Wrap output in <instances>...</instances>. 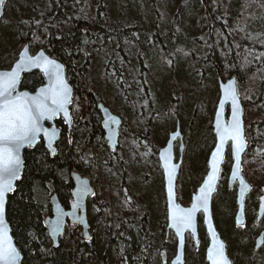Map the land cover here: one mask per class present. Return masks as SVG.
<instances>
[{
  "label": "trees",
  "instance_id": "1",
  "mask_svg": "<svg viewBox=\"0 0 264 264\" xmlns=\"http://www.w3.org/2000/svg\"><path fill=\"white\" fill-rule=\"evenodd\" d=\"M13 1L20 42L8 55L2 54L0 69H9L22 44L29 43L31 52L43 49L62 62L74 88L71 138L59 120L57 125L63 134L54 158L42 144L26 151L22 179L8 200L7 221L22 254V264H84L87 258L102 253L105 260L109 246L129 264L139 262V242L144 239L139 208L117 210L121 217L118 221V213L115 209L111 212L107 205L110 194L102 190L101 195V187L90 200L89 222L92 229L91 203H99L102 218L110 221L112 232L99 230L98 243L94 235L92 243L83 242L80 230L68 227L60 247L52 249L43 225L51 213L49 198L53 193L67 206L71 171L81 165L88 167L89 178L95 183L93 167L94 174H99L98 167L114 154L107 150L96 105L103 103L113 113L120 111L112 94L99 87L98 78L107 81L110 74L113 85L122 93L128 90L129 81L132 91L139 86L156 90L152 59L172 69L181 63L197 81L196 112L203 116L210 132L219 97L217 75L222 81L235 77L250 152L243 165L251 169L264 161V38L259 44L253 43L247 41L245 33V27L255 20L264 24V0H131L121 9L115 0ZM41 84L42 77L32 73L24 76L21 88L34 91ZM168 86L173 87L171 83ZM126 118L122 117L123 128H129ZM254 134L261 137L257 142ZM186 161L181 171L189 168L190 174ZM205 173L203 165L199 175L190 177L199 184ZM155 214L147 212L154 222ZM143 263L149 264L147 260Z\"/></svg>",
  "mask_w": 264,
  "mask_h": 264
},
{
  "label": "rangeland",
  "instance_id": "2",
  "mask_svg": "<svg viewBox=\"0 0 264 264\" xmlns=\"http://www.w3.org/2000/svg\"><path fill=\"white\" fill-rule=\"evenodd\" d=\"M115 1L119 9L129 2L132 3L131 0ZM140 4L138 2V5ZM15 9L14 1L6 0L4 17L0 23V58H2V54L8 55L20 42L18 29L14 23ZM142 26L145 29V24ZM245 33L247 34V41L259 44L264 38L263 22L255 20L253 24L245 27ZM162 63L161 60L152 59L151 68L154 71V77L157 78L156 90L153 87L139 86L137 88L133 87L134 90L132 91L129 87L131 86L129 81L128 90L122 93L113 85L110 74L107 75V81L98 78L99 87L107 91L108 94H112V101L117 103L120 113L114 114L121 118L122 123V117L126 118L127 116L126 120H128L129 128L121 126L119 148L98 167L99 174H94L93 171L92 174L94 178L97 177L103 183V187L100 186L101 195H103L102 190H118L117 186L124 185L125 190L122 191L125 192L121 195L122 201L120 203L127 206L129 202L134 200L136 202L135 209L139 208L137 211L139 216L144 212L152 213L156 211L155 204L160 200V190L157 193V186L155 185V181L158 180L153 178L157 166V153L165 145L169 133L174 131L177 122L180 124L183 136V157L190 164V174L188 173L189 168L185 169L186 171L180 170L177 180V197L181 205L186 206L189 204L191 195L199 185L194 182V178L192 179L190 175L192 174L195 177L201 173L214 145L212 130L209 132L205 128L203 116L196 112L195 96L199 88L197 81L184 68L183 64L178 63L177 68L172 69ZM169 83L173 87L168 86ZM262 109L264 110V105ZM260 138L258 134H254L256 142ZM261 139L264 141V135ZM178 146L179 144L176 143V153ZM259 167L261 169V179L264 180V161L261 162ZM79 173L89 178L91 171L88 167L81 165ZM133 175L136 176L135 179L132 178ZM146 175L150 176V187L147 186ZM124 176L127 178V185H125L126 182L122 183L125 180ZM132 184H136L135 187L138 188L136 192H128ZM226 202H224L216 218L219 222L222 239L227 245L229 258L235 264H264V247L258 252L254 250L255 236L252 235V231H255V225L250 223L243 230L233 229L229 224L231 212L228 210L229 205ZM120 203L117 202L118 205ZM96 215L97 211L94 206L91 211V217L94 220L92 229L106 227L107 221L102 218V215H97V217ZM155 226L153 222H148L147 230L150 235L147 236V240L154 241L159 238L157 229L159 227L156 228ZM262 227H264V224ZM257 232H259V229ZM204 240H206V237H204ZM165 252L166 249L163 248V262L167 257ZM189 253L193 263L197 264L199 261L195 257L196 255L193 254L191 249ZM103 255L102 253L100 256L87 258L84 264H101ZM107 261L108 264H115L116 262L115 259L112 260L110 257L109 259L107 257ZM154 263L156 264V262Z\"/></svg>",
  "mask_w": 264,
  "mask_h": 264
},
{
  "label": "water",
  "instance_id": "3",
  "mask_svg": "<svg viewBox=\"0 0 264 264\" xmlns=\"http://www.w3.org/2000/svg\"><path fill=\"white\" fill-rule=\"evenodd\" d=\"M6 0H2L0 3V23L4 17ZM22 57L26 59L39 60V64H25L18 71V79L12 90V95H24L29 97H37L44 92V90L53 87L56 84L57 70L51 69L49 65L43 63L44 60L52 61L54 65L58 66V74L63 82L67 85L70 90L69 103L65 105V111L67 112V117L65 116V111L57 112L55 116L51 119H44L40 122L42 131L37 135L36 140L32 144H24L19 149L20 157V168L18 179L13 181V190L11 192L5 193L4 197V225L7 228V236L11 239L12 246L16 249L18 253L16 264H22V254L15 244L12 236L11 227L7 221V205L9 197L15 192L17 185L20 183L24 170H25V160L24 154L28 150L35 149L40 143L43 144L45 151L48 153L50 158H54L57 155V144L61 139L62 131L57 125V121H61L70 134L73 127V120L71 114V106L74 98V88L69 83L67 79L66 68L62 62L57 58L49 55L45 50L40 49L35 53L31 52L29 43H25L17 54L16 60L13 62L9 69H0V74L11 72L16 68V65L21 63ZM46 69H49L46 71ZM32 73L39 74L43 79V84L37 87L34 91H29L21 88V83L24 76L30 75ZM218 81V92L219 97L216 104V108L213 115V121L211 125L212 134L214 137V146L210 151L208 156L206 167L207 171L204 175L201 183L195 189V192L191 195L190 204L188 206H183L178 202L177 197V180L180 174V170L183 164V136L181 134L180 124L177 122L173 132L169 133L168 139L165 145L159 149L157 153V160L159 167L162 171L163 181H164V191H165V201H166V215H167V231L172 230L176 237V252L171 260L170 264H184V254H185V242L186 235L191 236L194 245H198L199 235H198V217H202V225L208 240V246L205 251V262L206 264H211L208 259V252L216 243H222L224 245V256L228 261V264H232V261L227 254V245L221 238L218 232L213 214H212V200L216 193L218 183L220 180L221 169L225 161L226 153L228 147L230 148L232 164L228 176V187L231 188L234 184H237V194H236V204L237 213L235 217V226L242 227L245 224L244 218V205L245 198L249 192L251 186L245 181L242 175V162L244 154L248 149V144L245 136V126H244V107L241 99L238 95V82L235 77L223 82L219 75H217ZM234 87L236 92V99L239 105V119L242 128V135L244 139V147L238 153L235 150L234 142L228 135L227 129L232 120V104L230 100L225 101L223 106H221V101L225 99V90L229 87ZM51 104V101H48ZM96 109L99 113L101 119V127L103 131V137L106 142L107 148L111 152H115L119 147L120 139V128L122 125V120L120 117L116 116L112 111L107 108L103 103H98ZM219 125V127H218ZM44 130H47L48 136L44 135ZM53 130L55 131V136L52 135ZM223 137V139H222ZM51 143V147L49 144ZM178 146V158L176 160L175 155V145ZM219 147L220 152L217 154V173L216 178L212 182L211 191L208 192L207 198V210L203 207H199L192 217V226L185 227L180 234H177L176 228L172 226V220L170 219V203L173 207L182 208L188 210L192 207L194 203H197L196 197L200 196V189L204 186L205 181L209 174L212 172L211 162L212 154ZM169 172H171V180L169 179ZM235 173V175H233ZM71 179L73 183V189L71 191V202L69 203L68 209L59 201L56 193H53L49 198V203L51 207V214L43 220V225L47 233L48 240L52 246V249H58L60 247V241L64 237L66 232V226L76 225L81 229V236L84 242H88L91 239L90 226L87 217V201L88 198L94 195V188L91 184L89 178L82 176L79 172H74L71 174ZM243 182V183H241ZM169 188H171V202L169 200ZM243 188V190H242ZM262 196L260 198V206L258 209V217L260 218L264 213V187H262ZM264 244V231L258 236L256 240L255 249L259 250Z\"/></svg>",
  "mask_w": 264,
  "mask_h": 264
},
{
  "label": "snow or ice",
  "instance_id": "4",
  "mask_svg": "<svg viewBox=\"0 0 264 264\" xmlns=\"http://www.w3.org/2000/svg\"><path fill=\"white\" fill-rule=\"evenodd\" d=\"M0 3H2V0H0ZM39 63V60L22 57L21 63L17 64L13 71L0 74V264H16L18 257L11 239L7 236V228L4 225V197L5 193L13 190V181L18 179L19 176L21 164L19 149L24 144L30 145L36 140L37 135L42 131L40 126L42 120L51 119L57 112L65 111V105L69 103L70 90L60 78L58 66L49 60H44L43 63L49 65L51 69L57 70L56 84L53 87L44 90L37 97H29L26 94L12 95V90L18 79V71L25 64ZM49 100L51 104L48 103ZM227 100H230L232 104V120L227 132L238 153L244 147V139L234 87L230 86L225 90V99L221 101V106ZM65 116L67 117L66 111ZM55 134L53 130L52 135L55 136ZM44 135L48 136L47 130H44ZM49 147H51V143ZM219 152L218 147L212 154V172L200 189L201 195L195 198L197 203H194L188 210L173 207L170 203L169 215L177 234H180L183 228L192 226L193 213L199 207H203L205 211L207 210L208 192L211 191L212 182L216 178L217 154ZM169 179L171 180V172H169ZM169 200L171 202V188H169ZM223 249L224 245L222 243H216L209 250L208 259L211 264H228Z\"/></svg>",
  "mask_w": 264,
  "mask_h": 264
},
{
  "label": "flooded vegetation",
  "instance_id": "5",
  "mask_svg": "<svg viewBox=\"0 0 264 264\" xmlns=\"http://www.w3.org/2000/svg\"><path fill=\"white\" fill-rule=\"evenodd\" d=\"M72 120H73V118H72ZM61 131H62V128H61ZM64 131L66 132V135L69 138H71L72 130H71L70 134L67 133L66 129ZM62 134H63V132H62ZM61 138H62V135H61ZM103 139H104V137H103ZM40 144H42V143H40ZM57 152H58V150H57ZM246 154H250V152H248V150H247L244 157H243L242 175H243L245 181L251 186V188H250V190L247 193L246 198H245V205H244L245 224L242 227H236L235 226V217H236V213H237L236 194H237V188L238 187H237V184H234L231 188H229L228 183H227L231 164H232L231 153H230L229 147L227 149L225 161H224V164H223L222 169H221V175H220L218 187H217L216 193H215L213 200H212V214L214 217V222L216 224V228L222 237V234H221L220 229H219V222L217 221L216 217L218 216V212L221 209V207H223L224 202L227 201L226 204L229 205L228 210L231 212L229 224L231 225V227L233 229L243 230L246 227V225L250 224V223L255 225V231L254 230L252 231V235L255 236L254 250L256 252H258L259 250H261L264 247V244H263V246L259 250L255 249L256 240H257L258 236L261 234V232L264 231V227L261 228V226L264 224V213L262 214V216L260 218L258 217L260 198L262 196V190L261 189H262V187H264V180L261 179L262 175H261L260 167L254 166L251 169H247L244 167L243 163L245 161ZM205 165H206V163H205ZM155 168L156 169L154 170L153 178L158 180V181H155V185L157 186V190H156L157 193H158V190H160V192H159L160 200L158 201V203L155 204V206H156L155 222L150 217L147 216L146 212H144L143 214H141L139 216V225L141 227V233H142L144 239L139 242V247H138L139 248L138 249L139 254H140L139 262H135L132 264H144L143 261L146 262V260H147V262H149V264H155L154 262H156V264H170L171 260L173 259L174 255H175V252H176L175 234L172 230L167 231V215H166L164 181H163V175H162V171L159 167L158 160H157V166ZM74 172H79V170H72L70 173L71 185L68 188V191L70 192V200L68 201L67 206L66 207L64 206L65 209H68L69 203L71 202V191L73 189L71 174H73ZM93 172H94V167H93ZM132 178L135 179L136 176L133 175ZM145 178H146V180H148L147 186L150 187V185H149L150 176L146 175ZM124 179L125 180L122 181V183L126 182L125 185H127L128 181H127V178L125 176H124ZM95 183H96V185H95ZM95 183H93L91 181V184L94 188V195H96V192L99 191L100 186L103 187V183L102 182L100 183L99 179L97 177H95ZM153 184H151V186H153ZM135 185L136 184H132L129 187L128 192H130V191L136 192V190H138V188H136ZM117 189L118 190H113V191L110 189L107 190L110 194V202H107V205L111 209V212L113 209H115L116 213H118L117 219H118V221H120L121 220L120 211L117 212V210H119V209L122 210L127 206H130L132 209H135L136 202L134 200H132L131 202H129V204L127 203L128 204L127 206L120 203L122 201L121 195L123 192H125L122 190H125V186L121 184V185L117 186ZM93 196L88 198V201H87L88 222H89V205H90V200H91V198H93ZM117 202H119L120 205H118ZM105 203L106 202H104L103 204L106 206ZM109 204H110V206H109ZM188 205L189 204H187L186 206H188ZM91 206L92 207L95 206L96 211H97V215H100V216L103 215V212L101 210H99L101 207V205L99 203H91ZM215 213H216V215H215ZM135 214L136 213L133 212L132 217H134ZM97 215H96V217H97ZM106 221H107L106 227L97 228V229L95 228L94 230L91 229V225L89 222L91 239L85 243H88V244L92 243L91 241H92L93 235L95 237V243H98V231L99 230L106 228L110 233L112 232L110 229V221L108 219ZM148 222H153L159 227L158 228L159 238L157 240L152 241V240L146 239L147 236L150 235L149 231L147 230ZM92 226H93V223H92ZM68 227H73V228L79 229L80 235H81V229L79 226H76V225L72 226V225L67 224L66 233H67ZM258 229H259V232H257ZM256 232H257V234H256ZM198 235H199V242H198L197 246L193 244L191 236L189 234L186 235L184 264H195L191 260V256L189 253L190 249H191V251H193V254L196 255L195 257H197V259L199 261L197 264H206V262H205V251H206V248L208 246V240H207V238H206V240H204V237H206V235H205V232L203 229L201 215H199V217H198ZM81 239H82V236H81ZM82 241H83V239H82ZM109 247L107 250L108 259H109V257H110V259L112 258V260L115 259V261H116L115 264H129L127 258L125 256L119 254V252L116 248L111 247V246H109ZM163 248L166 249L165 254L167 257H166L165 262H163V259H162ZM133 253H136V252L133 251ZM107 257L105 260L103 258H101V264H108ZM231 261H232V264H235V262L233 260H231Z\"/></svg>",
  "mask_w": 264,
  "mask_h": 264
},
{
  "label": "bare ground",
  "instance_id": "6",
  "mask_svg": "<svg viewBox=\"0 0 264 264\" xmlns=\"http://www.w3.org/2000/svg\"><path fill=\"white\" fill-rule=\"evenodd\" d=\"M206 10V9H205ZM15 26V25H14Z\"/></svg>",
  "mask_w": 264,
  "mask_h": 264
}]
</instances>
